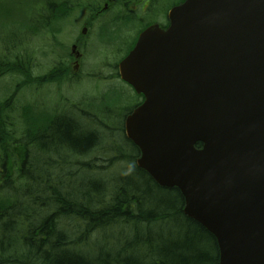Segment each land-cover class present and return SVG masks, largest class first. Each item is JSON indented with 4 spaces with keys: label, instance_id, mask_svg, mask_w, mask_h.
Wrapping results in <instances>:
<instances>
[{
    "label": "water",
    "instance_id": "1",
    "mask_svg": "<svg viewBox=\"0 0 264 264\" xmlns=\"http://www.w3.org/2000/svg\"><path fill=\"white\" fill-rule=\"evenodd\" d=\"M121 74L147 96L126 119L138 166L181 190L220 264H264V0H188L166 33L141 35Z\"/></svg>",
    "mask_w": 264,
    "mask_h": 264
},
{
    "label": "trees",
    "instance_id": "2",
    "mask_svg": "<svg viewBox=\"0 0 264 264\" xmlns=\"http://www.w3.org/2000/svg\"><path fill=\"white\" fill-rule=\"evenodd\" d=\"M25 47L20 51L29 52ZM12 54L0 59V79L22 77L0 100V264H43L42 254L50 258L44 264H219L215 237L184 214L180 191L160 187L135 165L140 151L123 123L131 98L116 108L119 97H110L101 125L111 132L104 134L67 112L43 110L49 116L41 122L27 120L23 109L34 108L16 102L45 80H33L27 65L33 55L24 63ZM65 77L57 69L50 80ZM13 125L25 136L10 133ZM106 141L112 146L100 166L95 154ZM121 164L124 170L115 172ZM60 222L79 223L83 235L60 229Z\"/></svg>",
    "mask_w": 264,
    "mask_h": 264
},
{
    "label": "rangeland",
    "instance_id": "3",
    "mask_svg": "<svg viewBox=\"0 0 264 264\" xmlns=\"http://www.w3.org/2000/svg\"><path fill=\"white\" fill-rule=\"evenodd\" d=\"M55 1L60 2L59 0H0V59L5 58L9 53H13L12 56H15L16 60L22 59L25 63L27 56L29 54L33 55L34 59H31L27 65L32 68L33 80L35 81H41L38 77L44 76L45 74V78L52 77L47 73V70L50 62H53L54 58V48L52 47L53 39L47 35L50 33L49 26L55 28L57 25L54 26L50 22L58 21V27L62 28V33L58 34L55 39H57L58 42H63L61 45L64 47H66L67 38H69V34L67 33H69L68 30L70 26L73 31L78 26H81L80 29L82 31L84 27V20L82 19V16H79L80 10L77 13H74L76 9H80L79 7L72 6L68 11H64L61 6L53 4ZM136 1L137 0H135V2ZM49 3L52 4V9L48 7ZM55 9L61 11L55 13ZM111 11H114L113 8ZM113 15L114 12L110 13L109 18L106 21V28L108 30L114 27ZM41 16L45 18H43V21L41 20L40 25L36 24V30L31 31L30 25L34 22L33 19H39ZM111 25L113 27H110ZM116 30L117 32H120L122 38L125 37L127 33L125 29L116 28ZM6 37L18 39L19 42H28L30 48L28 50L29 52L20 50L15 51L16 47H6ZM90 37L92 36H89V38ZM51 49H53V51ZM59 49L63 51L62 48H57V50ZM110 56V54H107L105 57ZM85 57L86 55L82 58L79 64L81 65L84 62L83 66H81L82 78L84 71L88 73V70H91L95 73L98 68L101 69L93 64H91V67L88 69L86 65L87 61H84ZM78 71H80V69ZM78 71L75 74H77ZM103 72L108 76L114 75L113 70L103 69ZM17 78L21 81L22 77L19 78L13 75V77L6 76L0 79V100H3L12 92L16 85ZM76 78L79 77L77 76ZM30 87L32 88H27L25 91L23 90V92H21L17 101V106L19 108L22 109L27 105H32L31 107L36 111L35 112L30 107L24 108L23 114L25 119L28 118L27 120L31 119V121L34 122L39 120L41 122L43 118L49 116V114L43 110L51 113H64L69 112L73 107H76L72 110L73 113L71 116L81 118L83 122L88 123L92 127L94 125L101 134H104L106 132H111V129H108L109 127L103 128L104 126L101 125V117H105L103 109L111 106L109 105L108 100H110V97L111 100L117 99V88L124 86L119 82H113V85H109V83L100 82L95 78H85L76 83L67 84L64 82V84H55L53 82H39L31 84ZM121 89L124 90L123 88ZM106 94L107 96H105ZM130 104H133V100L130 101ZM21 113L22 111L17 110V116H20ZM107 121L112 128L115 127L116 121L114 122L112 119H107ZM124 121L125 117L123 123ZM9 131L16 137L17 135H24V130L21 128L19 130L15 129L14 125L10 127ZM111 146L112 145L106 141L105 148L102 152L95 154L99 158L97 163L100 166L107 165L106 160H104L107 157L104 155L101 156V154L105 153V150L111 149ZM121 167H124V165L121 164L119 167H114L113 170L115 169V172L121 173L124 170L123 168L121 169ZM1 172L2 169L0 168V177ZM59 228L68 230L75 237L83 235V230L79 223L73 224L70 222H60Z\"/></svg>",
    "mask_w": 264,
    "mask_h": 264
},
{
    "label": "flooded vegetation",
    "instance_id": "4",
    "mask_svg": "<svg viewBox=\"0 0 264 264\" xmlns=\"http://www.w3.org/2000/svg\"><path fill=\"white\" fill-rule=\"evenodd\" d=\"M53 2L54 5H62L67 9L77 6L74 13L79 10V16L84 20L81 31L78 26L74 31L70 26L67 34V49L61 64L65 69L73 72L71 66L75 62L74 70L81 69L82 58L86 55V65H95L104 70H116L121 62L135 46L139 35L153 25H159L163 29L169 25V10L177 5L181 0H59ZM82 7V8H81ZM113 8L114 11H111ZM114 12V27L107 31L106 21L110 13ZM78 16V17H79ZM57 22V21H56ZM55 27L53 34L55 37L62 33V28ZM116 28H123L127 31L124 38ZM53 29V28H52ZM113 30V31H112ZM81 31V32H80ZM89 36H92L89 38ZM74 37V40H73ZM89 38V40H88ZM70 39V40H69ZM58 46V42H56ZM63 47V46H62ZM70 47V48H69ZM75 51V52H74ZM110 54V57H105ZM88 75L84 71L83 76Z\"/></svg>",
    "mask_w": 264,
    "mask_h": 264
},
{
    "label": "bare ground",
    "instance_id": "5",
    "mask_svg": "<svg viewBox=\"0 0 264 264\" xmlns=\"http://www.w3.org/2000/svg\"><path fill=\"white\" fill-rule=\"evenodd\" d=\"M69 157H64L63 158V160L64 159H68ZM82 171V170H81ZM80 174H82V175H86V174H88L87 173V171H82V172H80ZM79 174V175H80ZM89 175V174H88ZM83 178V177H82ZM48 257V258H47ZM40 259H41V262L44 264V263H47L48 262V259L50 260V258H49V256H47L46 254H42V255H40Z\"/></svg>",
    "mask_w": 264,
    "mask_h": 264
}]
</instances>
